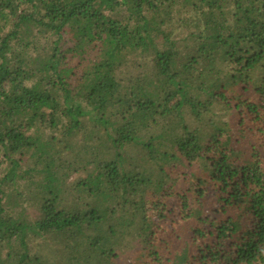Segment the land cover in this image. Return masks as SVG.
Segmentation results:
<instances>
[{
  "label": "trees",
  "instance_id": "obj_1",
  "mask_svg": "<svg viewBox=\"0 0 264 264\" xmlns=\"http://www.w3.org/2000/svg\"><path fill=\"white\" fill-rule=\"evenodd\" d=\"M0 264H264V0H0Z\"/></svg>",
  "mask_w": 264,
  "mask_h": 264
},
{
  "label": "rangeland",
  "instance_id": "obj_2",
  "mask_svg": "<svg viewBox=\"0 0 264 264\" xmlns=\"http://www.w3.org/2000/svg\"><path fill=\"white\" fill-rule=\"evenodd\" d=\"M54 40H56V37H52L50 39H47V38L42 39L41 37H38V38H36L35 41H38L39 46L43 47V46H45V44L47 42H51ZM95 56H96V52L93 49L90 53H88L86 56H84L83 59H80L78 57H73L71 55H67L65 57L66 58L65 62H66L67 68L72 70L73 82L76 83V81L79 79L80 75L83 73V70L95 59ZM19 189L21 190V188H19ZM170 206H171V204H170ZM175 207H177V206H175ZM175 207L171 209V219L169 220V222L161 224L162 228L169 227V225H171L170 222L173 219L176 221L175 227L180 226L179 216L178 215L175 216V214H177V211L179 213V210H177ZM173 214H174V216H173ZM170 228H172V227H170Z\"/></svg>",
  "mask_w": 264,
  "mask_h": 264
}]
</instances>
